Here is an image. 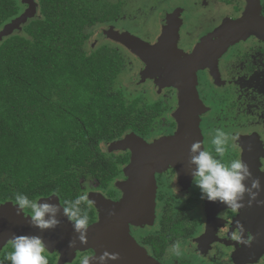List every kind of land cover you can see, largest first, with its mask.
Wrapping results in <instances>:
<instances>
[{
    "label": "flooded vegetation",
    "instance_id": "flooded-vegetation-1",
    "mask_svg": "<svg viewBox=\"0 0 264 264\" xmlns=\"http://www.w3.org/2000/svg\"><path fill=\"white\" fill-rule=\"evenodd\" d=\"M18 1L21 16L28 6ZM34 1L39 7V1ZM105 5L106 17L95 21L93 36L83 48L87 54L102 50L123 59V75L132 80L127 83V79L119 90L131 108L127 118L135 126L99 145L95 154L103 168L79 178L80 194L87 193L89 200L93 194L101 195L112 204H120L126 195L121 185L131 179L129 169L137 148L151 166L143 170L152 174V212L146 216L142 211L132 224L129 211L122 221L115 214L108 225L110 239L100 247H56L49 241L48 230L33 227L27 235L43 239L49 264H80L85 256L93 262L104 251L118 253L120 237L137 246L150 264H264V207L255 203L247 207L246 197L245 207L234 212L219 202L202 200L191 174L195 170L190 162L191 144L169 143L161 147L156 161L152 152L153 146L168 142L180 132L179 89L165 79L167 68L156 64L162 55H168L175 65L188 61L187 69L196 78L201 106L196 120L197 141L215 155L212 136L216 129H224L235 137L224 160L241 158L264 189V0H105ZM239 31L253 33L231 40V34ZM115 33L128 34L151 49L159 48L167 37L171 41L165 52H144L142 58L112 38ZM148 63L155 64L153 72ZM119 141L126 142L125 147L115 149L113 145ZM100 171L105 173L98 177ZM258 199L264 200V190ZM6 203L10 201H0V207ZM86 210L88 229L101 226L103 218L107 219L106 211L109 213L95 202ZM23 213L28 219L29 210ZM237 223L244 226V238L251 237L250 246L231 238L238 231ZM177 241L181 244L179 256L170 251ZM121 250L123 264L144 263V259ZM10 251L7 242L0 249V260ZM4 264L11 262L4 260Z\"/></svg>",
    "mask_w": 264,
    "mask_h": 264
},
{
    "label": "trees",
    "instance_id": "trees-1",
    "mask_svg": "<svg viewBox=\"0 0 264 264\" xmlns=\"http://www.w3.org/2000/svg\"><path fill=\"white\" fill-rule=\"evenodd\" d=\"M38 1L40 16L0 42L1 202L75 199L79 178L103 168L99 145L135 126L119 90L123 59L83 48L105 0ZM20 13L18 0H0V31Z\"/></svg>",
    "mask_w": 264,
    "mask_h": 264
},
{
    "label": "water",
    "instance_id": "water-1",
    "mask_svg": "<svg viewBox=\"0 0 264 264\" xmlns=\"http://www.w3.org/2000/svg\"><path fill=\"white\" fill-rule=\"evenodd\" d=\"M20 1H22V4L28 5L29 7L21 16L4 26V28L0 31V42L4 38L12 36L15 32H20L29 20L36 18L38 13L40 14V9L34 0ZM249 33L253 32H235L231 34L230 38L231 40H235ZM111 36L115 40L127 45L135 54L141 56L142 58V53L144 52L151 53L159 50L165 52V50L169 49L168 44L171 41V38L167 37L164 39L163 43H161L159 48L151 49L146 48L137 39L128 34L120 35L115 33ZM170 58L171 57L168 55H162L159 58L160 63L156 64L164 65L167 68L168 77L165 79L167 81L171 80V83L169 84H174V86L179 89L180 109L177 113V120L180 123V132L175 138L168 140V142H161L160 144H156L152 147L155 161L159 159L157 155L161 153V147L163 148V146L168 145L169 143L174 144L182 142L183 144H192L194 141H197L196 120L201 112V106L196 91V78L187 69L188 61L181 60L175 65L173 61L171 62ZM148 65L150 67V71L153 72L156 67L155 64L148 63ZM125 144L126 142L119 141L113 146L115 149H122L125 147ZM148 162L149 160L139 156L137 148L134 149V157L129 169L131 179L128 183L121 185V189L126 195L125 199L120 204H112L111 201L101 195L93 194L90 196L91 201L99 204L104 210H109V213L106 211L107 219L103 218L101 226L91 227L87 230L86 240L84 242H80L78 240L72 223L65 216L60 215L58 216L60 225L54 230H48L50 243H55L56 247L70 248L72 250L76 248H89L93 246V244L100 247V243L102 246L103 243H107L110 239L109 234L111 232L108 225L111 220L115 218V214L116 216H119L120 221H122L121 219L122 216L124 217V213L129 211V224L134 223L142 211H144L146 216L151 214L152 174L143 170V167L151 168V166H147ZM41 200H47L49 203H59L61 205L59 198L55 195ZM16 208L17 206L13 202L6 203L0 207V249L9 241L13 234L27 235L31 228L24 213L22 212V214H17ZM109 216H113V218H109ZM120 225L123 226V223H120ZM73 240L76 241L75 247H69V242ZM117 241H119L117 248H120L118 253L121 258L120 261H117L114 264H123L121 260L123 258V256H121L123 254L121 250L122 248L124 249L123 251L126 250L128 255L134 256L139 260L144 259V263L141 262V264H150L148 258L146 256L143 257L141 250L137 246H134L133 243L127 244L125 238L123 239L122 237H120ZM90 264H96V261L90 262Z\"/></svg>",
    "mask_w": 264,
    "mask_h": 264
},
{
    "label": "clouds",
    "instance_id": "clouds-1",
    "mask_svg": "<svg viewBox=\"0 0 264 264\" xmlns=\"http://www.w3.org/2000/svg\"><path fill=\"white\" fill-rule=\"evenodd\" d=\"M235 137L231 136L222 128L214 131L211 139L213 152L204 148L200 141H194L190 146L191 164L195 170L191 173L194 185L199 188L201 199L209 202H219L234 212L253 204L257 207H264V200L258 199L262 190L261 181L254 178L247 163L237 157L225 161L224 155L230 141ZM177 178V177H176ZM250 185V186H249ZM44 201V202H42ZM14 203L17 206V214L23 210H29L28 224L39 231L54 230L60 225L58 216H65L73 225L78 240H86L89 226V215L86 208H91L93 201L89 200L87 193L76 196L75 199L65 200L63 206L59 203H49L47 200L30 199L26 194L15 193ZM81 205H86L82 208ZM222 217V213L218 218ZM236 234L232 239L243 246H250L251 237L244 238L245 229L242 224L237 223ZM11 251L4 257V260L11 264H49L46 255V245L38 235H16L13 234L8 241ZM76 241H70L69 247H75ZM170 251L179 256L181 244L179 241L170 246ZM120 254L104 251L95 258L96 264H108L109 261L120 260ZM0 260V264H4ZM80 264H90L88 257H83Z\"/></svg>",
    "mask_w": 264,
    "mask_h": 264
},
{
    "label": "rangeland",
    "instance_id": "rangeland-1",
    "mask_svg": "<svg viewBox=\"0 0 264 264\" xmlns=\"http://www.w3.org/2000/svg\"><path fill=\"white\" fill-rule=\"evenodd\" d=\"M22 2V1H21ZM24 6H28V5H25V4H23ZM29 7V6H28ZM130 8H132V9H134L135 8V6L134 7H130ZM28 9V8H27ZM26 9V10H27ZM32 20V19H31ZM30 21V20H29ZM10 23V22H9ZM27 25V24H26ZM16 33V32H15ZM14 33V34H15ZM128 79V80H127ZM126 80H127V83H129V82H131V80H132V77H124V75H123V73H122V75H121V77H120V80H119V88L121 89V88H123V87H125L126 86Z\"/></svg>",
    "mask_w": 264,
    "mask_h": 264
}]
</instances>
